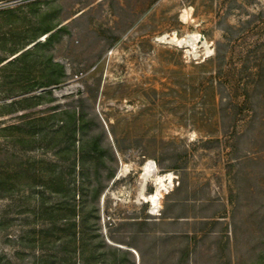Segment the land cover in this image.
<instances>
[{
	"label": "rangeland",
	"instance_id": "1",
	"mask_svg": "<svg viewBox=\"0 0 264 264\" xmlns=\"http://www.w3.org/2000/svg\"><path fill=\"white\" fill-rule=\"evenodd\" d=\"M0 264H264V0H0Z\"/></svg>",
	"mask_w": 264,
	"mask_h": 264
},
{
	"label": "bare ground",
	"instance_id": "2",
	"mask_svg": "<svg viewBox=\"0 0 264 264\" xmlns=\"http://www.w3.org/2000/svg\"><path fill=\"white\" fill-rule=\"evenodd\" d=\"M151 168L152 167H151L150 164L145 167V169H144V178L145 179H147L148 177L152 176L153 170ZM166 181H170V183H171V181H172L171 176H169L167 178L166 177L159 176L156 179V185H157V188L156 189L157 190H156L155 194L151 195L150 198H149V201L152 203V205L155 208L158 206V203H159V200L161 198L162 192L166 190V184H168V183L165 184ZM146 198H148V197H146Z\"/></svg>",
	"mask_w": 264,
	"mask_h": 264
},
{
	"label": "trees",
	"instance_id": "3",
	"mask_svg": "<svg viewBox=\"0 0 264 264\" xmlns=\"http://www.w3.org/2000/svg\"><path fill=\"white\" fill-rule=\"evenodd\" d=\"M52 31V28H47L44 33L47 34V33H50ZM29 54V52H24L22 55V57H26L27 55Z\"/></svg>",
	"mask_w": 264,
	"mask_h": 264
}]
</instances>
